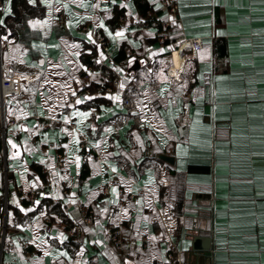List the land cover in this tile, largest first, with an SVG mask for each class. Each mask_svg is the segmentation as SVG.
<instances>
[{
	"label": "crops",
	"instance_id": "1",
	"mask_svg": "<svg viewBox=\"0 0 264 264\" xmlns=\"http://www.w3.org/2000/svg\"><path fill=\"white\" fill-rule=\"evenodd\" d=\"M0 21L20 80L0 124V264H264V0H0ZM191 37L201 49L171 54Z\"/></svg>",
	"mask_w": 264,
	"mask_h": 264
},
{
	"label": "built area",
	"instance_id": "2",
	"mask_svg": "<svg viewBox=\"0 0 264 264\" xmlns=\"http://www.w3.org/2000/svg\"><path fill=\"white\" fill-rule=\"evenodd\" d=\"M175 10H176V5H172L168 9V11L171 13H174ZM59 21L61 23L64 22V15L63 14L59 16ZM163 24L165 26L170 25V23L168 21L164 22ZM81 30L87 31V27L83 26L81 28ZM168 37H169V34L165 33V34L160 36V40L163 41V40L167 39ZM95 44H97V46L100 48V50L102 52H104L105 54H108V46H107L104 38L97 37L95 39ZM202 45L203 44H202V40L200 37L186 38V39H183L177 43L176 47H174L172 49L171 54L175 53L177 51H180V50L196 51V50L201 49ZM0 52H1V48H0ZM92 71H93V67L88 66L86 69V72L81 77V80L85 85L84 89L82 90L83 91L82 93L86 94V95L90 94V90L86 85L90 81V74ZM120 81H121V76L119 74H115L114 78L112 79V84L114 86H118ZM19 90H20V80L16 77L5 75L3 72V69L1 67V63H0V124H1L2 129H4L6 127H11V126L15 125V123H16V121L14 119L7 116V113L5 110V102H6V99L8 97L17 94L19 92ZM106 90L110 91V88L107 87ZM74 100H75V96H71L70 101L72 102ZM129 103H130V98H126L124 100V104L127 106V105H129ZM70 126L73 127L72 124H70ZM81 146L85 147V144L83 143V144H81ZM61 164H62L61 159H59L58 165H61ZM45 171L47 172V169H45ZM122 195H123V190L120 189L119 190L120 200L123 198H132L131 194H127V195H125V197H123ZM28 200L30 201V203L37 202L36 192H34V191L29 192ZM89 220H90L89 215H87V214L81 215V221L82 222L87 223ZM55 222L59 226L65 228L66 233L71 238L75 237L82 229V226L79 223V221H75L74 223L69 224V220H68V217L66 215L57 216ZM109 243L111 244V246L114 249H120L121 248L122 240L120 237V232H119L118 227H112L111 228ZM176 264H182V263L177 262Z\"/></svg>",
	"mask_w": 264,
	"mask_h": 264
},
{
	"label": "snow or ice",
	"instance_id": "3",
	"mask_svg": "<svg viewBox=\"0 0 264 264\" xmlns=\"http://www.w3.org/2000/svg\"><path fill=\"white\" fill-rule=\"evenodd\" d=\"M157 7H159V5H157ZM8 11H10V9H8ZM0 23H2V21H0ZM30 23H33V22H30ZM37 23H38V21H37ZM111 34V33H110ZM89 35V39H91V33H89L88 34ZM115 35L116 36H123L124 35V33H123V30H121V31H117L116 33H115ZM120 87L122 88L123 87V84H121L120 85ZM115 100H120V95L119 94H117V95H115L114 97H113ZM80 101H77V103H79ZM78 115H81V116H86V115H88V113H78ZM10 143H11V141H9ZM76 160L77 161H79V157H76ZM116 188H113L112 189V192L115 194L116 193ZM74 195V194H73ZM37 203H39V201H37ZM113 203H115V201H113ZM106 211V210H105ZM124 211L125 212H127V209H124ZM65 255H67V253H64Z\"/></svg>",
	"mask_w": 264,
	"mask_h": 264
},
{
	"label": "trees",
	"instance_id": "4",
	"mask_svg": "<svg viewBox=\"0 0 264 264\" xmlns=\"http://www.w3.org/2000/svg\"><path fill=\"white\" fill-rule=\"evenodd\" d=\"M91 65H92V64H91ZM114 76H115V74L110 72V73H109V80L111 81V80L114 78ZM110 81H109V82H110ZM109 84H110V83H109ZM109 84H107V85H109ZM86 86H87V87H90L88 84H87ZM89 90H90V94H91V93H93L94 88H93V87H90Z\"/></svg>",
	"mask_w": 264,
	"mask_h": 264
},
{
	"label": "bare ground",
	"instance_id": "5",
	"mask_svg": "<svg viewBox=\"0 0 264 264\" xmlns=\"http://www.w3.org/2000/svg\"><path fill=\"white\" fill-rule=\"evenodd\" d=\"M176 59V58H175ZM177 60V59H176ZM178 61V60H177Z\"/></svg>",
	"mask_w": 264,
	"mask_h": 264
},
{
	"label": "water",
	"instance_id": "6",
	"mask_svg": "<svg viewBox=\"0 0 264 264\" xmlns=\"http://www.w3.org/2000/svg\"><path fill=\"white\" fill-rule=\"evenodd\" d=\"M208 249V248H207Z\"/></svg>",
	"mask_w": 264,
	"mask_h": 264
}]
</instances>
